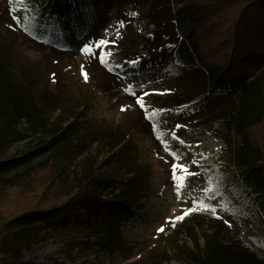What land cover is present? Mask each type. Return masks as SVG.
<instances>
[{
    "label": "rangeland",
    "instance_id": "1",
    "mask_svg": "<svg viewBox=\"0 0 264 264\" xmlns=\"http://www.w3.org/2000/svg\"><path fill=\"white\" fill-rule=\"evenodd\" d=\"M185 1L208 7L205 10L209 12L202 11V18L190 26L197 34L200 57L208 65L227 64L231 43L225 37L229 31L226 23L235 18V10L230 11L226 23L223 21L224 26L213 27L210 0ZM176 6L170 0H82L65 4L47 0L43 5L35 0H0V58L46 107L51 123L73 122L76 128L71 136V152L58 159L50 154L34 161H41L36 170L42 171L41 176L14 186L0 180V258L6 253L7 229L20 225L43 229L36 216L11 222L13 216L46 203L52 194H60L54 186L65 184V177L70 184L85 176L91 182L87 188L96 190L101 203L108 205L107 210L86 220L96 227L97 235L86 237L81 228L45 236L44 230L41 235L47 238L26 261L170 264L176 246H193L181 225L199 217L221 219L232 236L241 237L264 259V227L242 211V201L234 188L238 170L223 141L211 131L209 120L221 100L200 104L205 98V75L196 73L197 58L184 57L178 46L158 48L155 40L160 28L157 22L169 19ZM101 40L106 44L98 46ZM241 44L253 49L250 41ZM85 47H90L91 53H84ZM187 52L190 55L189 49ZM101 54H105L106 63H101ZM258 64L256 58L247 62L248 75L257 73ZM82 66L87 80L81 74ZM194 93L200 94L177 105ZM138 97L143 98L145 108L136 103ZM146 111H157L158 115L150 120ZM173 132L178 139H172ZM260 133V128L253 131L257 137ZM121 139V144L128 143L134 160L129 169L120 168L115 161L121 144L110 147ZM41 141L27 135L13 144L0 161L18 158ZM211 144L217 147L209 148ZM170 152L181 155L178 163L187 165L190 173H198L187 177L179 199L171 174L177 161ZM57 160L60 165L54 174ZM107 180L119 185L101 191L102 181ZM129 181L140 189L138 199L128 205L119 204L115 196ZM208 187L214 189V198L205 197L204 189ZM199 199L215 208V213L196 210L173 226L172 221L192 209L193 201ZM95 209L92 204L77 215L85 221L87 214L97 212ZM116 227L119 240L107 245L104 231L107 228L115 234ZM161 228L164 230L158 231ZM195 230L202 246L205 228Z\"/></svg>",
    "mask_w": 264,
    "mask_h": 264
},
{
    "label": "trees",
    "instance_id": "2",
    "mask_svg": "<svg viewBox=\"0 0 264 264\" xmlns=\"http://www.w3.org/2000/svg\"><path fill=\"white\" fill-rule=\"evenodd\" d=\"M35 1L43 5L47 0ZM56 1L65 4L80 3L82 0ZM170 2L177 5V9L169 19L157 22L160 27L155 36L158 48L178 46L182 48L180 51L184 57L194 55L197 58L196 73L203 77L205 75L202 85L205 98L200 104L210 102V99L221 100V105L214 110L209 123L212 134L223 141L226 152L231 155L238 170L234 188L242 201V211L255 217L264 227V0H210V14H213L215 22L213 27L224 26L223 21L226 23L233 9L236 14L231 19L232 22L226 23L229 31L225 37L231 43V50L226 56L227 64L218 66L208 65L200 57L197 34L190 29L192 24L202 18V11L208 7L185 0ZM39 11L42 13V9ZM244 40L250 41L253 49L243 46L241 43ZM252 58L258 59L259 64L257 73L250 76L246 68L247 62ZM199 94L194 93L180 100L177 105L192 101ZM259 128L261 136L257 137L253 131ZM75 130L73 122L66 125L62 121L51 123L46 107L15 78L0 58V157L13 144L25 140L27 135L44 140L18 158L0 161V180L8 181L14 186L19 181L41 176L42 171H36L41 161L37 164L34 161L50 154L58 159L71 152V136ZM122 141L123 139L112 143L111 149ZM127 144L125 142L120 145L115 161L120 163V168L129 169L134 160ZM59 165L57 160L54 163V174ZM66 180L67 177L64 178L65 184L58 183L59 186H54L60 194H52V198L46 203L39 204L35 209L22 211L10 219L13 222L36 216L43 229L36 230L35 226L27 225L7 229L6 253L0 258V264H34L26 259L47 238L41 235L44 230L45 236L81 228H84L82 230L86 237L97 235L96 227L86 220L107 210L108 205L101 203L96 190L87 188L91 182L85 176L70 184ZM83 181L88 184H81ZM117 184L119 185L118 182L109 180L102 181L99 189L102 191L112 185L114 189ZM133 184L129 181L119 195L115 196L119 199V204L136 202L140 189L134 188ZM92 204L96 206L97 212L87 214L85 221L80 220L77 214L88 210ZM181 226L188 231L193 246L182 249V246H176V251L170 255V264H264V259L241 237L229 233L221 219L199 217L193 223L187 222ZM203 227L205 232L202 234L201 246L195 228ZM106 229L104 239L109 242L107 245L112 246L119 240V229L116 227L115 234ZM262 237L264 241V228Z\"/></svg>",
    "mask_w": 264,
    "mask_h": 264
},
{
    "label": "snow or ice",
    "instance_id": "3",
    "mask_svg": "<svg viewBox=\"0 0 264 264\" xmlns=\"http://www.w3.org/2000/svg\"><path fill=\"white\" fill-rule=\"evenodd\" d=\"M11 2H14V0H10V3ZM15 2H22V0H15ZM132 15H135V13H133ZM104 44H106V41L101 40L99 42L98 46L104 45ZM82 51L86 54H89V53H91V48L85 47L84 49H82ZM104 55L105 54H101V63L102 64L106 63V61L104 59ZM106 55H111V53H107ZM81 74H82L83 78L85 80H87V74L83 72V66L81 69ZM136 103L139 104L142 109L145 108L142 97H138ZM122 111H123V109H122ZM157 115H158L157 111H152L150 113H147V111H146V118L147 119L152 120ZM177 127H179V126H177ZM153 130L156 131V125L155 124H153ZM157 138L159 139L160 137H157ZM172 139H178V137L175 135V132L172 133ZM181 143H183V141H181ZM166 150H168L167 147H166ZM169 154L173 156V160L177 161V163H174L172 165L171 174H172L174 189L176 191L177 198L179 199L181 191L185 187V181H186L187 177L190 175H197L198 173H190L188 171L187 165H181L178 163L179 160L181 159V155L179 153L173 154L170 152ZM193 163H197V162L195 160H193ZM178 171L181 174H178ZM204 195H205V197L214 198V195H215L214 189L212 187H208V188L204 189ZM193 204H194V207L192 209L185 211L181 216L176 217L175 220L172 221L173 226H175L176 221L183 220L185 216L190 214V212H193L196 210H203V211H212L213 213H215V211H216L215 208L209 207L208 205H206L204 203L203 199L194 200ZM225 210H227V209H225ZM163 230H164L163 228L158 229V231H161V232Z\"/></svg>",
    "mask_w": 264,
    "mask_h": 264
},
{
    "label": "bare ground",
    "instance_id": "4",
    "mask_svg": "<svg viewBox=\"0 0 264 264\" xmlns=\"http://www.w3.org/2000/svg\"><path fill=\"white\" fill-rule=\"evenodd\" d=\"M209 148L211 147V148H214V147H217V144H211V145H209L208 146Z\"/></svg>",
    "mask_w": 264,
    "mask_h": 264
}]
</instances>
